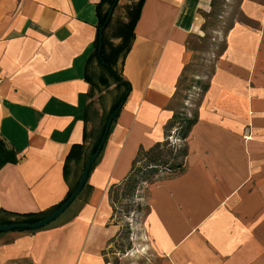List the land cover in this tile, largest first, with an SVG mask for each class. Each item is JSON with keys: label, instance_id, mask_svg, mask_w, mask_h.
Segmentation results:
<instances>
[{"label": "crops", "instance_id": "crops-1", "mask_svg": "<svg viewBox=\"0 0 264 264\" xmlns=\"http://www.w3.org/2000/svg\"><path fill=\"white\" fill-rule=\"evenodd\" d=\"M98 1L0 0L3 218L51 212L100 135L102 93H93L90 76L99 65L91 56ZM138 1L118 0L106 43L120 42L114 29L129 23L125 7ZM210 2L143 0L128 51L114 64L127 97L85 185L48 225L0 232V264H111L103 252L118 228L108 189L126 177L140 146L162 140L192 58L187 41L205 35ZM239 10L245 20L225 31L183 169L148 186L145 230L163 264H264V0H240Z\"/></svg>", "mask_w": 264, "mask_h": 264}, {"label": "rangeland", "instance_id": "rangeland-1", "mask_svg": "<svg viewBox=\"0 0 264 264\" xmlns=\"http://www.w3.org/2000/svg\"><path fill=\"white\" fill-rule=\"evenodd\" d=\"M214 1V6L209 9L212 14L208 17L205 35L201 37L194 36L187 41V48L192 52V58L184 68L179 78L175 95L169 104L173 115L168 123L174 122L175 125L170 129H164L161 140L163 143H166L163 148L164 150L168 148L177 150L184 147L187 148L185 144L186 139H180L179 132L181 127L178 126V123L181 121V118H192L197 114V106L203 93L201 91L202 86L206 84V79L215 67L214 59L216 55L224 50L225 31L234 21L245 20V17L239 10L240 0ZM137 4L138 2H135L125 7L126 12L130 16L134 13ZM120 28L121 26L118 28L115 27L116 35L117 33L119 34ZM115 34L113 36H116ZM113 46L115 45L112 42L106 43V52L109 55L111 54V48ZM106 74L100 68V65H97L93 72L90 73L94 85L93 93H102L99 100L104 109L103 122H106L105 118L110 105L115 102L119 95V91L112 84H110L109 88L102 87L101 85L99 87L97 86L98 76H106ZM175 116H177L176 119ZM248 137L243 136L244 139ZM174 155H176V152L173 151L172 156ZM141 164L138 163L137 165L140 166ZM162 174L163 178L172 176V173L163 170L162 173H158L155 176V179L160 178ZM149 185L144 183L142 189L139 191L142 198L140 197L138 201L141 203V207H143L142 210H134L129 214L117 213L113 216L114 220L119 224L117 228H122V234L116 237L117 240L106 248L105 258L111 264H163V254L157 248H154L150 236L145 230L149 216L147 211L150 207L147 202L148 197H144V195L146 193L149 196V191L147 190L148 193L146 191Z\"/></svg>", "mask_w": 264, "mask_h": 264}, {"label": "trees", "instance_id": "trees-1", "mask_svg": "<svg viewBox=\"0 0 264 264\" xmlns=\"http://www.w3.org/2000/svg\"><path fill=\"white\" fill-rule=\"evenodd\" d=\"M118 0H99L96 3V37L94 43V49L91 53L92 57H96L99 65L103 68V70L107 73L106 76L100 75L98 77L99 84L103 87L108 88L110 84H116L117 87H123L124 91L120 93L119 97L115 100L112 104L110 111L108 112L105 121L107 118L118 112L122 103L127 97L126 91L129 90V84L124 81L118 74L115 69V61L118 57L125 54L128 51L130 40L133 36V29L135 23L138 19L140 7L142 5L143 0H139L136 8L134 9V13L130 16V21L128 24L121 26L119 29V35L121 36L120 42L111 48V54L109 55L105 50L106 41L104 39V31L109 24L110 19L108 20V13L111 8H114L117 4ZM215 1L211 0L210 6L211 8L214 6ZM205 18V23L202 26V29L205 31L208 24V17L212 14L211 10L208 12L202 13ZM101 32L102 38V47L98 50L99 44V33ZM207 89L206 84L202 86V92ZM177 116H175V119ZM198 116L195 114L192 118L186 117L181 118L178 126L181 127L179 132L180 139H186L189 135L191 128L197 122ZM114 120V119H113ZM105 122L100 131V135L98 136L94 146L92 147L90 156L96 151L98 142L100 137L103 133ZM175 123L170 122L165 126L166 129H170L174 127ZM166 143L162 141L155 142L149 148H143L140 146L137 150V153L131 163V167L126 175V177L119 181L118 183H114L110 185L107 196L109 200V204L111 207V216L109 220L112 222L113 225H119L117 221L114 220L113 216L117 213L122 214H129L130 212L140 211L143 209L141 207V203L138 199L142 196L140 195L139 191L142 189L143 184H152L157 180L163 179V174L160 178L155 179V176L158 173H162L163 170L169 172H175L177 170H182L185 162V158L188 155V150L186 147L182 149H173L168 148L164 150V146ZM176 152V155L172 156V153ZM138 163H142L138 166ZM75 186L66 194L64 199L57 204L54 209L59 207L74 191ZM148 189H146L147 191ZM148 193V191H147ZM144 197H148V194L145 193ZM49 212H29V213H8V218H3L0 216V225H9V224H31L43 216H45ZM147 213H149V208ZM128 232V231H126ZM122 234V228H118L116 234L109 239L108 245L114 243ZM106 251V250H105ZM105 251L104 260L105 262L107 259L105 258Z\"/></svg>", "mask_w": 264, "mask_h": 264}, {"label": "water", "instance_id": "water-1", "mask_svg": "<svg viewBox=\"0 0 264 264\" xmlns=\"http://www.w3.org/2000/svg\"><path fill=\"white\" fill-rule=\"evenodd\" d=\"M112 11L113 8H111L109 10L108 13V20L111 18L112 15ZM101 38H102V34L101 32L99 33V44H98V50L101 49L102 47V42H101ZM117 114L114 113L112 115H110L104 125V129H103V133L100 137V140L98 142L97 145V149L96 151L87 159L85 165H84V170L81 173V176L79 178V180L77 181V184L75 186L74 191L72 192V194L56 209L52 210L51 212H49L48 214H46L45 216H43L41 219H39L38 221L31 223V224H9V225H0V232H4V231H9V230H18V229H23V230H35V229H39L42 228L46 225H48L49 223H51L52 221H54L60 214H62L67 208L68 206L75 200V198L77 197V195L80 193V191L82 190L83 186L86 183L87 180V176L88 173L91 169L92 164L94 163V161L96 160L109 131L110 125L113 121V118L115 117V115Z\"/></svg>", "mask_w": 264, "mask_h": 264}, {"label": "built area", "instance_id": "built-area-1", "mask_svg": "<svg viewBox=\"0 0 264 264\" xmlns=\"http://www.w3.org/2000/svg\"><path fill=\"white\" fill-rule=\"evenodd\" d=\"M0 81H1V77H0Z\"/></svg>", "mask_w": 264, "mask_h": 264}]
</instances>
